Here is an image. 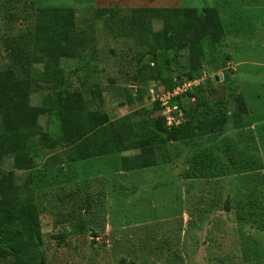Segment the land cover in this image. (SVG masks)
Returning <instances> with one entry per match:
<instances>
[{
  "label": "rangeland",
  "instance_id": "obj_1",
  "mask_svg": "<svg viewBox=\"0 0 264 264\" xmlns=\"http://www.w3.org/2000/svg\"><path fill=\"white\" fill-rule=\"evenodd\" d=\"M150 7L216 10L220 41L212 45L199 34L196 83L210 82L204 91L168 90L187 72L183 52H158L155 79L139 68L146 48L136 41L147 31L130 35L127 25L133 9ZM40 8L72 9L77 46L75 58L59 60L53 71L30 70L29 101L48 109L38 120L48 140L34 137L30 162L14 176L20 195L30 194L37 208V263L264 264V0H0V68L8 38L30 47L34 34L52 31L33 21ZM160 26L153 20L150 31ZM74 89L92 116L145 127L154 166L123 170L122 158L140 149L67 161L55 100ZM126 93L141 99L125 105ZM236 97L246 113L206 133L208 121L233 116ZM155 100L182 109L178 139L157 133Z\"/></svg>",
  "mask_w": 264,
  "mask_h": 264
},
{
  "label": "trees",
  "instance_id": "obj_2",
  "mask_svg": "<svg viewBox=\"0 0 264 264\" xmlns=\"http://www.w3.org/2000/svg\"><path fill=\"white\" fill-rule=\"evenodd\" d=\"M14 14L10 13L8 20L11 21ZM32 18L37 24L52 25V31L34 34L30 47H23L15 37L8 38L5 46L7 50L4 51V59L7 60L0 68V264H40L37 263L41 251L37 208L30 194L20 195L14 176L15 170L30 162L31 150H35L36 145L34 137L40 144L48 140L47 133L42 131L38 121L41 115L48 113V109L31 105L29 101L31 67L41 65L45 70L53 71L59 60L74 59L76 56L72 9L40 8L33 12ZM153 20L159 21L161 25L156 31H150L149 25ZM128 24L127 34L147 31V37L137 38L136 42L146 48L144 53L138 54L137 63L142 71L148 70V78L155 79L158 76V52L172 50L177 54H186L187 72L178 77L175 84L169 85L168 90L183 81L198 79L201 75L199 34L205 32L212 45L218 43L223 34L218 14L211 7H204L200 11L195 8L133 9ZM143 62L146 64L143 65ZM209 85L210 82L199 84L194 89L204 91ZM187 94L191 96L189 92ZM95 96H100L98 90H95ZM56 97L59 140L67 149V161L76 162L140 149L139 154L122 158L123 170L154 166L150 139L142 138L145 127H134L128 118L109 119L107 113L92 116L86 109L89 102L83 99L79 90L64 91ZM124 97L125 105L141 99L138 94L132 98L126 93ZM235 101L237 107L233 116L215 122L208 121L206 133L214 132L217 124L223 126L227 122H236L238 119L235 118L246 113L242 97H236ZM171 104L169 102L167 106ZM154 105L157 117L153 123L157 133L171 140L178 139L180 124L167 127L161 115L163 107L157 100ZM179 111H182L180 107ZM6 162L10 164L7 170L3 169ZM224 209L229 210L228 202L224 203ZM259 231L264 233V225ZM26 251L30 254L25 255Z\"/></svg>",
  "mask_w": 264,
  "mask_h": 264
},
{
  "label": "built area",
  "instance_id": "obj_3",
  "mask_svg": "<svg viewBox=\"0 0 264 264\" xmlns=\"http://www.w3.org/2000/svg\"><path fill=\"white\" fill-rule=\"evenodd\" d=\"M198 79H195L192 81H183L181 84L175 86L171 92H175V93H173V95H175V96L180 95V94L186 92V90L189 88V86L196 87L198 85V83H196V81ZM157 101L159 102L160 107H163L161 115L164 116L165 123L167 124V122H168L167 126H169L170 124H174V126L179 125L180 124L179 119H181V113L178 110V108L176 107V105L174 103H172L171 106H167L166 102H163V100H160V101L157 100Z\"/></svg>",
  "mask_w": 264,
  "mask_h": 264
},
{
  "label": "crops",
  "instance_id": "obj_4",
  "mask_svg": "<svg viewBox=\"0 0 264 264\" xmlns=\"http://www.w3.org/2000/svg\"><path fill=\"white\" fill-rule=\"evenodd\" d=\"M119 118V117H118Z\"/></svg>",
  "mask_w": 264,
  "mask_h": 264
}]
</instances>
